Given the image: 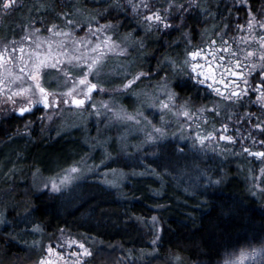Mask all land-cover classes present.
Here are the masks:
<instances>
[{
  "label": "trees",
  "instance_id": "16d2710c",
  "mask_svg": "<svg viewBox=\"0 0 264 264\" xmlns=\"http://www.w3.org/2000/svg\"><path fill=\"white\" fill-rule=\"evenodd\" d=\"M16 1L0 16V39L17 38L27 26L45 31L52 25L65 27L67 21L86 24L105 10L111 16L101 23L113 17L125 20L126 15L129 19L116 31L134 35L132 71L145 70L148 75L142 80L150 82L165 76L181 97L195 106L204 104L200 91L177 68L188 49L184 33L193 38L195 32L221 25L212 20L214 10L191 6L177 30L144 32L124 0ZM179 1L189 8V0ZM127 58L121 57L120 63ZM110 61L103 63L105 69L113 66ZM98 81L112 89L121 78L104 73ZM177 81L187 86L176 87ZM46 85L53 87L52 81ZM50 132L43 134L37 123L23 126L14 113L0 117V264L36 262L60 233L89 247L91 255L82 264H214L228 251L264 241V192L254 190L250 173L255 160L244 153L211 155V171L205 172L202 164L207 160L197 151L176 153L175 143L167 142L143 162L112 161L108 168L126 172L118 187L93 177L73 196L50 195L35 189L34 173L63 170L88 155L94 142L92 131L83 127ZM187 171L191 175L185 179Z\"/></svg>",
  "mask_w": 264,
  "mask_h": 264
},
{
  "label": "rangeland",
  "instance_id": "374dc122",
  "mask_svg": "<svg viewBox=\"0 0 264 264\" xmlns=\"http://www.w3.org/2000/svg\"><path fill=\"white\" fill-rule=\"evenodd\" d=\"M141 2L142 0H132V3L136 5H140ZM179 2V0H143V3H147L151 6L150 11L157 12L159 10L161 16H168L171 10H174V13H176L179 6H181ZM222 2L229 3V6L231 5L233 8V5L236 6L240 4L241 0H189L190 5L194 8L200 7L201 9L209 8L214 10L215 14L212 20H216L218 23H221V25H219V28L212 26L201 32H195L193 36L194 39L190 33H184L187 38L186 46L188 49L183 61L177 69L180 73L185 74V78H189V74L191 73L193 79L194 72L192 71V65L199 63L201 59L200 55L194 58L190 53L198 49L202 50L200 54L203 52L205 53L206 50L210 53H214V50L219 52L222 48L228 47L232 49H237L239 47L242 51H247L253 49L252 42L254 41L256 42V48H258L257 42L264 43V41L249 37L248 34L253 33V30L248 28V21L242 23L239 20L237 23H232L230 19L225 17L223 15L224 7ZM124 3L130 7L133 15L140 18L139 24L144 32L158 30L155 27L148 29V25L142 22L144 18L147 17L148 11L143 8H137L134 12L130 0H124ZM247 3V0H245V4ZM173 5H175V7H172ZM6 11L7 10L3 8V0H1L0 16ZM136 12L140 14L137 15ZM235 12L237 11L234 9V15ZM236 17L235 15V18ZM225 19H228V21ZM85 20H87V18L83 19V21ZM91 20H93V22L87 20L86 24L79 23L81 27L84 26L83 31L74 27L70 28L68 25L59 27L58 30L69 33L66 38L69 44H72L74 38L77 40L84 38L82 41L84 47L81 48L79 43L72 44V48L69 49L68 55L78 54L85 56L89 60H93L94 57L87 49V44L91 41L92 47L96 48L98 43H103L102 47L97 48V54L100 55L101 58L95 61L92 66V71L88 72L87 67L82 62H74L69 65L67 70L61 71L60 67H52L51 61H49L48 66L42 69L40 77L43 86L47 89V94L52 99H54V94L60 95L64 99H70L72 95L75 94L80 98L85 95H90V101L81 106L63 104L59 108L55 106L46 108L41 103L32 108L31 112L21 116L17 113L16 109L21 106H31L26 102L32 100L34 103L33 97H31L29 93H22L20 97L14 96L13 93L18 91L17 88H12V92L9 93L8 88L11 87V85L8 83H0V117H2V115L5 117L6 113L7 115L14 113L22 121L23 126L27 128H32L37 123L38 130L43 132V134H48L51 129H58L59 127L63 130L67 127H83L85 130H90L94 134L92 136L94 142L91 145V151L80 161L66 166V168L57 173L38 174L35 172L33 175V186L36 190L39 192H46L50 195L59 194L62 196H73L77 194L76 189L78 186L93 177L99 179L109 187H118L123 179H125L126 172L118 168H108L107 166L112 161L122 162V159L125 158L128 162L138 161L140 163L152 156L151 154L160 144L173 142V144L175 143L174 147L176 153L193 149V151H197L199 155L203 156L204 160H207L205 164H202L203 168L205 167V172L211 171L212 164L209 162V159L212 158L211 155L244 153L246 157L255 160V166H253L254 170L252 169L250 173V181L254 190L256 192H264V157H257L251 155L250 152L244 151L245 148L248 149L246 145L247 139L249 140V138H247L248 135L245 134L241 136L236 128L232 131L230 126L231 124H236L240 118H233L231 121V112L228 111L229 114H226V106H224L221 100H214L211 105L203 104L201 106H195L189 99L181 97L175 91L176 89H174L175 87H173L172 82L165 76L156 82L142 80L148 75L145 70L137 69L132 71V67L136 65V61L130 57L134 49L132 45L134 35H132V32H128L129 34L127 35H122L118 34L115 29L108 33L111 39H104L103 41L98 37L85 38L89 25H91L93 29L96 27V19L92 18ZM240 25H244V27L239 28ZM35 29H40L39 36L41 41H43V46L39 50L41 52H46L49 48V38L52 36L48 29L44 31L35 26H27L24 33L17 38L0 39V50H3L5 46H7L9 50L13 47L16 49L15 55L17 60L14 67L11 64L9 65V71L15 74L20 73L21 65L19 58L21 56V45L19 42L23 41V54L25 60L28 59L30 54L35 55L36 42L26 38L30 33L35 35ZM162 29L163 26L161 25L159 30ZM222 33L226 34L223 36V40L227 41V43H216L211 45V42L220 37ZM254 33H256V30H254ZM256 38H258V36ZM57 39L64 40L65 37H58ZM142 41V39H139L137 43V46L140 48L143 47ZM13 42L16 43L14 44ZM245 45H248V47L245 48ZM75 49H79V51H74ZM109 49L111 50L109 51ZM58 51L61 50L53 44L51 48L52 54L56 55ZM8 54V52H5V57H7ZM214 56L216 57L217 53H215ZM121 57L129 58H127L125 63H120L119 59ZM109 58H112L110 63H113V66L105 69L103 63ZM57 59L64 60L65 64L68 63L62 51L61 54L57 56ZM81 68H84V71H80ZM49 70H55V73H48ZM68 71H71L73 75H68ZM104 73H109L112 77L121 78V81L114 85L112 89H106L103 83L98 81V77ZM45 74H48L47 81H52L51 86L53 87L46 85L47 81L45 80ZM84 75L88 76V81L97 85L96 90L90 94L87 93V87L80 84V79ZM4 79H6L5 71L4 68L0 67V80ZM129 81H132V83L129 84ZM13 83L19 84L20 81L15 80V76H13ZM24 86L26 87L27 85L25 84ZM171 93H175L176 95L171 97V102L169 103V96ZM21 97H23L24 102L17 104L12 103L13 99L21 100ZM163 103L169 104V107L167 109L161 108L160 105ZM201 109H203V112H201ZM177 111H188L192 114L193 119L189 121L188 117L183 115L177 117ZM212 111H215L217 118H215V122H212L210 125L208 114ZM189 124H192L191 128L188 127ZM225 124L228 125V130L223 132V134L235 137L232 141L220 139V135L223 131L222 125ZM198 126L199 129H202L201 134L204 136H208L209 132L214 133L206 139L203 144L200 143L199 139L195 138V132ZM156 129L162 130V138H155L161 135L156 132ZM246 132L248 131L246 130ZM150 135L154 138L149 139ZM250 139L252 142L255 141L252 137H250ZM255 143L260 144L259 141ZM181 145L183 147H181ZM260 148L261 146L249 150L251 152H257L261 151L259 150ZM138 153L140 155H137ZM188 165L192 166V163L190 162ZM73 168H76L78 171L72 172ZM199 168L200 167L197 166L195 167L196 170L198 169V171H200ZM188 175L191 174L187 171L182 177L186 179ZM53 181L57 182L59 191H54L52 189L51 185ZM46 184L48 185L47 188H45ZM81 244L83 248L80 247ZM50 245L53 249L52 252L48 250ZM85 249L90 251L89 247L80 240L67 233H60L56 241L46 245L44 254L41 258L32 264H41L42 260L50 261L51 264H82L84 259L89 256L84 254ZM253 249L257 250L256 254H246L240 259L242 251L251 253ZM57 253H59V255H57ZM76 253H79V255H75ZM232 261H237L238 264H264V241L260 245L246 244L228 251L214 264H226V262L231 264Z\"/></svg>",
  "mask_w": 264,
  "mask_h": 264
},
{
  "label": "snow or ice",
  "instance_id": "6c2138e0",
  "mask_svg": "<svg viewBox=\"0 0 264 264\" xmlns=\"http://www.w3.org/2000/svg\"><path fill=\"white\" fill-rule=\"evenodd\" d=\"M16 0H3V8L5 10H8L15 6ZM130 3L133 7L134 12L137 8H143L146 11H148L147 17L144 18L142 21L143 23L148 25V29H151L155 27L156 29H160L161 25L163 26V29L168 30L172 29L175 30L180 26H183L184 23V17L183 13L186 11H189L191 9V5H189L188 9H185L183 5H181L178 9L175 15L169 14L168 16H161L159 10L157 12L150 11V5L147 3H143V0L140 5H136L135 3H132V0H130ZM247 6V14L249 17L254 18L255 14L253 12V6L250 2L245 4V0H241V3L236 5V7L244 8ZM172 7H175L173 5ZM137 15H139V12H136ZM65 15V19L67 21V14ZM120 15V13H118ZM106 16H111V11L105 10V15H100L98 19L95 20L96 27L95 29L92 28L91 25H89L88 32L86 33L85 38L89 37H98L103 41L104 39H111V37L108 36V33L110 31H114L117 27H122L125 25V20L129 19L125 15V20H117L116 17L112 18V21H108L107 23L101 24V20H105ZM154 22V23H150ZM67 25L72 28H77L81 31H83V28L79 25L76 21H67ZM255 26L264 29V22L256 21ZM244 25H240L239 28H243ZM254 27L252 19H249L248 21V28L251 30ZM58 25H52L48 31L52 34V36L49 38V48L46 52H41L39 49L43 46V41H41V38L39 36L40 29H35V35L29 34L26 38L33 40L36 42V50L35 55H29L28 59H24L23 54V41L19 42L21 45L20 51V73L15 74L11 71H9V65L11 64L13 67L15 66L17 57L15 55L16 49L13 47L11 50L8 49L7 46L3 50H0V67L4 68L5 71V77L6 79L0 80V83H8L11 85V87L8 88V92H12V88H17L18 91L13 93L14 96L20 97L22 93H29L31 97H33V100L35 101L33 103L32 100H28L26 103L31 105L29 106H21L16 111L19 112L21 116H23L25 113H29L32 111V108L36 107L37 104H43L46 108H51L55 106L56 108H59L63 104H71L76 106L84 105L86 102L90 101V95H85L82 98L76 96L75 94L72 95L70 99H64L60 95L54 94V99L50 98V96L47 94V89L43 86L42 80H41V71L46 66H48V62L51 61L52 67H60L61 71H65L68 69L69 65L73 64L74 62L79 63L82 62L86 67L88 72L92 71V66L95 63L96 60H99L101 57L97 54V48L102 47L103 43H98L96 48L92 47L91 41L87 44V49L92 53L94 59L89 60L83 55H68L69 49L72 48V44L79 43L81 45V48L84 47L82 41L84 38H81L80 40H77L76 38L73 39L72 44H69L67 42V37L69 33H66L64 31L58 30ZM226 35L224 33L221 34L220 37H218L215 41L211 42V45H214L216 43L225 44L227 41L223 40V36ZM58 37H65L64 40L57 39ZM261 41H264V36L259 38ZM14 44L16 42H13ZM55 44V46L61 50L65 56V59L68 61L67 64H65L64 60L57 59V56L61 54V51H58L56 55H53L51 52V48ZM210 45V46H211ZM115 46V45H114ZM248 45H245V48H247ZM111 49H109L110 51ZM123 50V49H122ZM74 51H79V49H75ZM202 50L198 49L197 51H194L190 53L192 57H198L200 55V52ZM221 51H225L228 53V56L231 58H226L224 55H218L215 57L216 61H218L217 64H208L207 65V71H203L202 65L199 64H193L192 65V71L195 73V80L194 85H205L209 80L212 81L211 84H208V87H214L215 91L221 95L225 96L227 95V98L230 101H234L236 103H239L243 105V102L245 99H248L251 101V98L253 95L257 96V102L258 103H264V46L260 48V61L258 64H253L252 68L248 70L247 73L243 71V68L245 67L243 60L240 59L241 55H244L243 51L238 47L235 51L231 49V47L228 48H222ZM8 52L9 54L7 57H5L4 53ZM239 53V55H238ZM253 56L252 51H247V55H244V59L246 60L248 57ZM227 61V62H226ZM80 71H84V68H81ZM217 73H219V78H217ZM68 75H73L71 71H68ZM13 76H15V80L20 81L19 84L13 83ZM203 76V79H200V77ZM259 77V79H257ZM189 78L192 79V74H189ZM34 82V83H33ZM132 81H129V84H131ZM27 85L26 87L24 85ZM80 84L85 85L87 87V93L90 94L94 90H96L97 85L94 83H91L88 81V76L84 75L80 79ZM186 82H180L177 81L176 87L183 88L186 87ZM234 90V91H233ZM175 93H171L169 96V103L171 102V97L175 96ZM23 97H21V100L13 99L12 103H22ZM95 107V106H94ZM161 108L167 109L169 107V104L163 103L160 105ZM201 112H203V109H201ZM177 117L183 115L187 116L189 121L193 119L192 114H190L188 111H177L176 113ZM189 128L192 127V124L188 125ZM253 127L261 129L262 133H264V125L260 123H256L253 125ZM222 133L220 135L221 140L226 141H232L235 139V137L231 135H224L223 132H226L228 130V125H222ZM157 133H160L161 135L158 137H155L156 139H160L163 136L161 129H156ZM202 129H199V126L197 127V131L195 132V138L199 139L200 143L203 144L206 139H208L210 136H212L214 133L209 132L208 136H204L201 134ZM154 137L152 135L149 136V139H153ZM261 144V148L264 149V141L259 142ZM246 152H250L251 155L257 156V157H264V150L257 151V152H251L249 149H244ZM78 170L76 168L72 169V172H77ZM219 183V181H217ZM52 189L54 191H59V188L57 186V182H52ZM48 185H45V188H47ZM156 217H152V220L155 222ZM159 239V237L157 238ZM153 243H156V241H153ZM80 247L83 248V245L81 244ZM49 252H52L53 249L51 245L49 246ZM257 250L253 249L251 253H245L241 252L240 259H242L246 254L248 255H254L256 254ZM85 255H91V252L88 249L84 250ZM59 255V253H57ZM75 255H79V253H76ZM41 264H51L50 261L42 260ZM228 264V262H226ZM231 264H238L237 261H232Z\"/></svg>",
  "mask_w": 264,
  "mask_h": 264
},
{
  "label": "flooded vegetation",
  "instance_id": "af4514ba",
  "mask_svg": "<svg viewBox=\"0 0 264 264\" xmlns=\"http://www.w3.org/2000/svg\"><path fill=\"white\" fill-rule=\"evenodd\" d=\"M247 2H250L253 6V12L255 14L254 18L249 17V15L247 14V11H248L247 6L244 8L238 9L234 5L232 8L231 5L229 6V3H223L222 2L223 7H224L223 8V15L225 17H227L228 19H230L232 21V23H237L239 20L242 23H246V21H249V19H252V22L254 25V27L252 28L253 33L248 34V35L250 38L252 37V39L255 38V39L261 41L259 38L264 36V29L255 26V24H256L257 20L260 22H264V0H247ZM234 9L237 11V12H235V15L237 16L236 18L234 15ZM228 19H225V20L228 21ZM254 30H256V33H254ZM257 36H258V38H256ZM252 43H253V49L247 50V51H252L253 56L248 57L245 60L244 55H247V51H245V50H243L244 55L240 56V59L243 60L244 65H245V67L243 68V71H245V73H247L248 70L252 68L253 64H258V62L260 61V48L262 46H264V43L262 44L260 42H257L258 48H256V42L254 41ZM232 50L235 51L236 49H232ZM215 53H217V56L218 55H224L226 58L231 59L228 56V53L225 51L219 50V52H216V50H214V53H210L208 50H206L205 53L203 52L200 54L201 61L199 63H195V64H199V65L204 66L202 70L207 71L208 70L207 69L208 64L215 65L218 63V61H216V59L213 58V57H215L214 56ZM238 55H239V53H238ZM193 75L194 76H193L192 80L190 78H187V79L192 83V85L195 88H197L200 91L199 97L200 96L203 97L202 101H204V104L211 105L212 101L221 100V102L224 104V106H226V109H227L226 114L227 115L229 114L228 111L231 112V114H230L231 115V118H230L231 121L233 118H237V119L240 118V120L238 122H236L237 125L235 123L230 125L232 131H234L235 130L234 128H236L240 132L241 136H243L245 134L248 135L247 138H249V140L247 139V142H246L248 149L259 148L261 146V144H258L255 142L264 141V133H262L261 129L253 127V125H255L256 123H260V124L264 125V103H258L256 95L252 96L251 101H249L248 99H245L243 102V105L236 103L234 101H230L227 98V95L221 96L215 91L214 87H208V84L212 83L211 80H209L207 82V84H205L203 86L194 85L195 73ZM217 78H219V73H217ZM200 79H203V76H201ZM257 79H259V77H257ZM208 115H209L210 121L217 118L216 117L217 114L215 113V111L210 112ZM246 130L248 132H246ZM244 132H246V133H244ZM250 137L255 139V141L252 142ZM259 150H263V149L260 148Z\"/></svg>",
  "mask_w": 264,
  "mask_h": 264
},
{
  "label": "water",
  "instance_id": "95a60500",
  "mask_svg": "<svg viewBox=\"0 0 264 264\" xmlns=\"http://www.w3.org/2000/svg\"><path fill=\"white\" fill-rule=\"evenodd\" d=\"M29 107H31V106H29ZM17 113H19V112L17 111Z\"/></svg>",
  "mask_w": 264,
  "mask_h": 264
}]
</instances>
